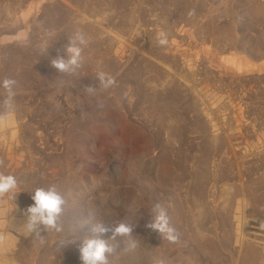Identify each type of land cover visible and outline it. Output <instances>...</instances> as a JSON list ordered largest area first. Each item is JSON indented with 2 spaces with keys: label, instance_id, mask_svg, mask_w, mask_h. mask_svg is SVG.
<instances>
[{
  "label": "rangeland",
  "instance_id": "obj_1",
  "mask_svg": "<svg viewBox=\"0 0 264 264\" xmlns=\"http://www.w3.org/2000/svg\"><path fill=\"white\" fill-rule=\"evenodd\" d=\"M78 30L82 66L60 74L50 61ZM5 78L0 172L19 182L0 197L8 264H81L92 225L120 220L138 243L102 234L111 264H264V0H0ZM51 184L63 232L41 244L14 221ZM156 204L175 242L146 227Z\"/></svg>",
  "mask_w": 264,
  "mask_h": 264
},
{
  "label": "clouds",
  "instance_id": "obj_2",
  "mask_svg": "<svg viewBox=\"0 0 264 264\" xmlns=\"http://www.w3.org/2000/svg\"><path fill=\"white\" fill-rule=\"evenodd\" d=\"M192 15V13H189ZM158 44L164 46L168 43L166 34L159 33ZM89 40L82 31H76L64 47V55H58L50 63L60 74L74 75L81 68L83 62V51L88 46ZM99 87L109 89L115 85V78L109 77L101 72L97 75ZM17 81L11 78L0 80V89L6 92V96L0 101V107L10 113L14 110L15 85ZM97 87L92 85L85 86L87 93H95ZM18 179L12 174L0 172V197L9 196L15 200L18 190ZM33 203L22 210L23 228L40 242L44 243V233L55 231L63 232L61 217L64 212L66 200L56 184L47 187H38L31 192ZM154 215L146 227L151 231L157 232L170 242L177 240L176 230L171 226L167 209L159 204L154 205ZM112 232V239L121 237L124 239L129 249L137 246V241L133 238L134 225L124 220L114 222L111 228L107 227L103 221L95 222L92 225L93 233L90 237H84L76 244L81 264H111L110 257L115 252L112 245L100 236L108 231ZM76 243L75 241H71ZM158 264H164L159 261Z\"/></svg>",
  "mask_w": 264,
  "mask_h": 264
},
{
  "label": "bare ground",
  "instance_id": "obj_3",
  "mask_svg": "<svg viewBox=\"0 0 264 264\" xmlns=\"http://www.w3.org/2000/svg\"><path fill=\"white\" fill-rule=\"evenodd\" d=\"M225 32V31H224ZM228 33V32H227ZM224 43V42H223ZM9 119V118H8ZM215 137V136H214ZM223 194V193H222ZM242 201V200H241ZM246 203V202H245ZM23 220H24V217H22V216H20V218H17L16 219V221H14V225H15V227H16V229H18V230H24L25 232H26V230L23 228ZM9 241V243H10V240H8ZM7 242V241H6ZM5 242V243H6ZM2 244H4V243H2ZM7 245L9 246V244L7 243ZM7 247V246H6ZM6 247H5V244H4V247H3V245H0V250L1 251H3V249L5 250L6 249ZM9 248V247H8ZM6 251V250H5ZM1 253V252H0ZM0 256H2V255H0ZM5 259H7L6 257H4V256H2L1 258H0V264H8L7 262H8V260H10L9 258H8V260H5ZM246 262H249V257L247 256L246 257ZM9 263H11L12 264V262H9Z\"/></svg>",
  "mask_w": 264,
  "mask_h": 264
}]
</instances>
